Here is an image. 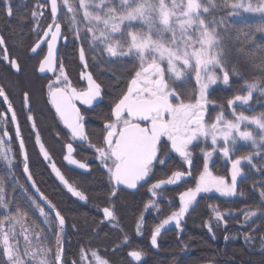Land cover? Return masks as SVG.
<instances>
[{
	"label": "snow or ice",
	"instance_id": "snow-or-ice-1",
	"mask_svg": "<svg viewBox=\"0 0 264 264\" xmlns=\"http://www.w3.org/2000/svg\"><path fill=\"white\" fill-rule=\"evenodd\" d=\"M47 3L50 5L51 22L29 51L37 53L41 44L46 42L47 51L39 61V71L50 72L55 76L47 85L49 103L73 140L88 141V146L95 151L96 160L107 170L114 185L134 189L141 181L147 182L153 173L154 162L165 163L159 157L162 138H166L171 151L179 154L188 164H191L190 146L203 141L207 148L210 141L211 150L203 151V169L196 177L195 187L181 192L178 210L173 211L152 230L153 248L158 247V237L165 225L174 222L177 229L181 228V221L197 200L198 194L214 190L223 197L235 196L238 177L243 175V162L260 170L254 163V158L264 159V112L250 116L244 111L237 112L236 105L237 102L249 105L254 93L264 96V56L260 57L258 65L253 61V65L260 69L259 77L251 81L244 80L239 89L246 94H238L227 100L230 113L222 110L214 121L209 122L205 109L209 87L218 83L220 74L222 73L224 84L227 85L230 81L231 74L225 67L229 47L234 43L241 46L251 43L253 38L251 30L233 29L225 23L223 16L216 17V11L228 10V16L259 14L261 23L256 27V32L264 33V0H78V4L75 0H47ZM62 10H66L65 18L75 29V39L88 38L93 48L104 45L103 51L111 58L135 56L138 61L126 90L112 104L110 114L104 120L99 144L91 143L86 133L84 117L75 101L92 105L93 101L101 97L102 85L91 73H82L81 79L87 81V87L77 90L71 85L63 63L59 64L57 73V41L62 35L59 14ZM4 12L8 17L13 15L11 0H4ZM32 16L35 19L43 16V12L33 11ZM81 23L84 24V37H81ZM137 24L140 27H136ZM5 44L4 37L0 35L3 60L8 62L11 69L20 71L18 59L9 57ZM79 58L87 67L83 46L79 49ZM193 76L191 94L185 98V93L180 88L183 82L191 81ZM0 98L6 105V109L0 111V119L5 125L0 129V159L11 167L12 149L6 147L4 139L9 137L7 125L10 114V123L15 126L16 137L24 155V172L28 180L32 181V187L40 192L29 172L17 113L2 86ZM23 101L25 107H28V92H24ZM229 115L232 118H228ZM27 120L33 122L35 130L30 108ZM238 142L250 143L254 151L232 158ZM36 143L44 158L49 159L39 134L36 135ZM66 148L67 155L64 159L69 164L80 169L89 167L87 163L73 158L72 143L67 144ZM216 153L230 163L231 183L210 170L209 160ZM51 167L72 196L81 201L87 200L86 195L72 186L55 164ZM185 175V172L174 171L167 179L153 183L148 191L155 197L158 189L176 184ZM115 195L116 191L113 189L110 196ZM260 197L264 206V191H261ZM40 199L48 203L55 214L54 221L59 225V231L54 232V252L48 235L54 224L49 219L50 214L31 196L27 197L28 208L17 204L14 197H9L4 181L0 180V264H64L61 232L65 218L43 193H40ZM150 206L155 205H146ZM29 209H36L49 228L30 224ZM102 212L106 220H115L114 207H103ZM214 215L218 221L224 219L219 211H214ZM244 216L248 221L256 217L257 212L246 211ZM140 228L141 224L138 223V232ZM251 238L250 235H245L246 240ZM124 241L127 243L128 238L125 237ZM127 255L132 261L139 262L144 253L131 250ZM91 257L95 264H110L96 251L91 252Z\"/></svg>",
	"mask_w": 264,
	"mask_h": 264
},
{
	"label": "trees",
	"instance_id": "trees-1",
	"mask_svg": "<svg viewBox=\"0 0 264 264\" xmlns=\"http://www.w3.org/2000/svg\"><path fill=\"white\" fill-rule=\"evenodd\" d=\"M34 1L44 6L39 8V12H43V16H41L43 19L46 15L45 3L47 0H30L31 3ZM11 3L22 4L26 2L24 0H11ZM3 4L4 0H0V6ZM15 14L16 12H13V15L8 17L4 10L1 11L0 24L2 22V25L0 27L12 23L15 20ZM12 31V28L3 29V35L8 51L11 56L18 59L22 71L20 74L12 72L8 63L0 59V86L6 89L11 98L23 94L24 91L28 92L34 106V117L37 119L38 115L40 116L37 110L43 106L44 101L43 92H40L41 80L37 75V71H35L39 60L37 56L34 58L28 56L29 48L33 44L31 35L20 42L17 37L22 30L18 28L13 34V37L16 38L10 43L6 34L10 35ZM254 40L255 46L260 47V56L254 57L255 61L259 62L260 57L264 55L262 33L259 32ZM103 55L107 59H111L110 61H117L109 57L104 51ZM2 109L3 105L0 101V110ZM38 122H40L39 118ZM40 127L36 126L35 131L39 133ZM42 127L44 129L43 125ZM43 132L45 133V130ZM13 156L15 158L13 167L16 169L14 176L19 179V185L21 184L22 188L17 189L12 180L7 178L4 169H1V161L0 180H3L7 186L9 197H14L16 203L22 199L20 202V205H22L26 196H31L33 199L35 197L31 189H28L23 177V161L19 156L14 154ZM27 157L30 173L37 188L47 197L48 201L55 205L66 220L67 236L64 240L65 254L63 259L65 264H95L91 257L92 251H96L102 258L107 259L110 264H264V206H262L260 197L261 191H264V182L259 185L254 184L251 181V176L244 175L241 178L239 187L245 185L247 190L245 201L261 208L258 209L260 217L255 227L260 245L258 248H253L245 242L244 232L239 226L225 228L224 231H218L216 235L209 230V227L202 228L197 224L205 208L206 203L204 201L209 198L208 196L217 194L213 191L204 193L198 198L199 201L203 200L202 206L199 205L192 212H188V215H185V218L181 221L180 229L171 227V229L163 231L159 235L158 247L153 248L148 245L146 237L137 236L135 224L139 215H142L145 203L150 201L156 205L154 210H149L154 215L163 207V204H161V200H152L150 195L146 193L145 188L140 189L136 194H121L120 201L118 200L115 203L116 223H103V217L96 207L91 208L88 205L80 204L75 198H71L64 188L60 187L58 181L51 174V168L48 167L47 160L39 149L37 151L34 147L31 148ZM171 170L172 168L167 170L169 174L172 173ZM177 191H171L170 201H172V206L167 214H171L175 206H179L177 204L179 202ZM234 197L236 195L229 197V199L224 198V201H232ZM95 200L98 205H106L105 201ZM24 208L26 207L24 206ZM45 211L49 213L46 209ZM162 215L163 212H160L156 216L160 218ZM149 217L146 213L142 220H149ZM49 218L55 223L51 215H49ZM34 219L37 220L33 213L29 211V223L36 225ZM48 235L54 252L56 247L55 235L51 232ZM125 237L128 238L127 243L124 241ZM131 250H139L144 253L141 261L133 262L129 259L127 253Z\"/></svg>",
	"mask_w": 264,
	"mask_h": 264
},
{
	"label": "flooded vegetation",
	"instance_id": "flooded-vegetation-1",
	"mask_svg": "<svg viewBox=\"0 0 264 264\" xmlns=\"http://www.w3.org/2000/svg\"><path fill=\"white\" fill-rule=\"evenodd\" d=\"M12 4V3H11ZM33 4L34 3H22V4H12L13 12L15 14V20L12 21L9 25L6 24L5 26L0 27V35H3V29L6 28H12L13 31L10 35H7V40L11 43L13 39L16 37H13L14 31H16L18 28L22 31L19 33L18 40L23 41L28 38L29 35L32 37V46L35 45V43L38 40L39 35L43 34V29L47 27V24L51 22V13H50V6H48V3L46 1L45 7H46V15L44 16L42 21H39L36 23V21L31 17L32 11H33ZM4 10V4L0 6V13ZM48 13V14H47ZM61 16V12L59 14ZM60 22L61 17H60ZM2 25V22L1 24ZM6 27V28H5ZM10 37V38H8ZM66 37V39H65ZM5 39V38H4ZM6 41V40H5ZM7 44V43H6ZM5 44V47L8 51V48ZM30 47V48H31ZM82 47L81 45L74 44L72 45V39L70 38V33L67 31L65 32V27H63L62 24V35L58 40V52H57V73L59 71V64L63 63L65 72L69 77V81L73 87H75L77 90H82L87 87V81L81 79L82 73H91L93 78L102 85V95L97 100L93 101L92 105H83L79 101H75L78 108L81 110V115L84 117V125L86 129V133L89 136V139L91 143L93 144H99L102 135H103V123L104 120L108 117L110 114L111 106L115 102L117 98L126 90L127 84L129 80L131 79L132 74L135 72V70L132 69V71L129 73V75H122L121 76H115L110 75L107 71H105L106 68H103L102 66L104 63L97 64L94 62L93 58L91 57L90 53L85 48V54H86V64L87 67H85V64L80 61L79 58V49ZM29 48V50H30ZM47 51V44L46 42L43 43V45L38 49L37 53H35L34 56H30V51L28 52L29 57H38V60L42 58V56ZM10 58H16L15 56H11L10 52L8 51ZM3 49L0 48V59H3ZM125 58L121 62L112 61V63H123L125 62H131L129 65L132 67L137 65L134 64L132 61V56ZM17 59V58H16ZM107 59V57H106ZM134 59V58H133ZM96 61V60H95ZM110 60L107 59V63ZM7 62V61H6ZM19 62V61H18ZM8 63V62H7ZM20 64V62H19ZM134 64V65H133ZM9 65V64H8ZM118 65V64H115ZM138 66V65H137ZM136 66V67H137ZM10 67V65H9ZM39 67V62L36 65V70ZM130 67V66H129ZM21 68V64H20ZM11 69V67H10ZM12 71V69H11ZM22 71V68L20 71H18L20 74ZM13 72V71H12ZM15 73V72H14ZM17 74V73H16ZM37 75L41 80V91L43 92L44 101L43 106L41 108H38V118L40 122H38V118L36 119L34 117V106L31 101L30 97V103L28 107H25L24 101H23V94L15 95L14 98H10V101L13 104V107L17 113L18 122L20 126V134L21 138L24 141V147L26 148L27 155L31 148H35L40 150L39 145L36 143V135L39 134L41 143H43L45 149L48 152L49 147V159L47 160L48 167L52 164H55L56 168L61 172L62 175L68 180V182L76 187L78 190L82 191L86 197V201H81L77 197L72 196L70 192H68L67 188L60 182V180L56 177L55 173L52 171L51 167V174L55 179L58 181L61 188H64V190L69 194L71 198H75L80 204L82 205H88L91 208H97L102 217H103V223H116V220H106L103 216L102 209L103 207H114L115 209V203L117 201H120L121 194H136L138 191L142 188H145L146 193L150 195V198L152 200H161V204H163V207L158 210L155 215L149 211L154 210L156 205L153 202L145 203L144 209L142 212V215H139L136 224V234L138 237L144 236L148 239V245L151 247V233L152 230L161 223L162 220L165 219V217L169 216L170 213L167 214V212L170 210L172 206V201H170V195L171 191H177V196L180 194V190L184 187L185 183L190 182L194 178V161L191 160V164L186 163L183 158L179 156V154L172 152L170 148V143L166 140V138H162V142L160 144V152L159 157L161 160H164V164H160L159 161L154 162L153 167V173L151 174V178L148 179V182L144 185H140L135 192H131L129 190H125L121 186L114 185L110 179L109 175L107 173V170L100 165V162L96 160L95 158V151L94 149L90 148L88 146V141H80V140H73L70 136V133L68 130L64 127L63 123L59 120V117L57 116L54 107L49 103V98L47 94V85L49 84L50 80H54L55 76L53 74H50L47 72V74L39 75L37 71ZM0 101H2V98H0ZM3 109L0 111H4L6 109V105L3 104ZM29 108L31 110V114L34 117V123L35 125L41 126L39 133L33 129V122H30L27 120V115L29 114ZM9 123L7 125L8 131H9V137L4 138L6 145L12 148L13 154L17 155L21 158L20 155L21 149L19 147L18 139L15 135L14 126L10 123V114H9ZM44 126V129L42 127ZM4 122L2 119H0V129L4 128ZM45 130V133L43 132ZM36 132V133H35ZM48 139V140H46ZM45 142H44V141ZM72 143L73 145V158L88 164L87 169H83L82 171L75 169L74 167L67 166L64 162V157L67 155V148L66 145ZM47 144V145H46ZM195 145V144H194ZM193 145V146H194ZM190 146V147H193ZM38 147V148H37ZM193 149V148H192ZM190 151V150H189ZM23 161V160H22ZM24 164V163H23ZM29 166V164H28ZM179 166V168H178ZM23 167V165H22ZM169 168H172L171 172L174 171H182L186 174H189V177L187 179H183L178 181L176 184L169 185L167 188H165V195L160 196L159 198L152 196V194L148 191L150 186L155 183L157 180L161 179H167L171 173L167 171ZM30 171V168H29ZM31 174V173H30ZM115 189L116 195L110 196V193L112 190ZM99 201H105L106 205H98L96 204V200ZM154 204L155 206L146 207V205ZM43 206V205H41ZM160 212H163V215L156 216L157 214H160ZM148 213L150 216L149 220H142L144 219V215ZM141 224L140 231H137V224ZM171 227H176L175 225H171L170 227H165L161 230V233L165 230L171 229ZM56 231H59V225L58 222H56ZM67 236V225L65 220V226L64 229L61 232V246H62V259H64V240ZM159 240V237H158ZM65 264V263H64ZM74 264V263H71Z\"/></svg>",
	"mask_w": 264,
	"mask_h": 264
},
{
	"label": "rangeland",
	"instance_id": "rangeland-1",
	"mask_svg": "<svg viewBox=\"0 0 264 264\" xmlns=\"http://www.w3.org/2000/svg\"><path fill=\"white\" fill-rule=\"evenodd\" d=\"M22 1V0H21ZM27 3H30V0H24ZM75 2L78 4V0H75ZM33 11H36L39 13V2L35 1L33 2ZM228 10H222L218 9L215 13L217 18H220L221 16L224 17L225 23L231 25L233 29H240L244 31L251 30L253 33L252 42L248 44H244L241 46L240 44L234 43L229 47V58L225 61V67L230 72V81L226 85L223 83L222 79V73L220 80L217 84L211 85L208 90V104L206 105L205 114L206 119L211 122L214 121L216 116L223 110L226 113H230L231 110L227 108V100L233 98L235 95L238 94H246V92L242 93L239 91V89L243 86L244 80L251 81L254 78H258L260 75V69L258 66L253 65V61H255V56H260V47L255 46L254 38L258 36L259 32H256V27L261 23L260 15L259 14H250V13H242L240 16H228L227 15ZM33 13V12H32ZM66 10L61 11V21L63 24V27H65V32L67 31L70 33V38L72 39V45L76 44L84 46L86 50L90 53L91 57L93 58L94 62L97 64L104 63L102 66L103 68H106L105 71H107L110 75L115 76H121L122 75H129V73L133 70H135L138 65V61L135 56H132V61L134 64H137L135 66L129 65L131 62H125V64L121 63L118 65H115L112 63V61H109L107 63L106 57L103 55V48L104 45H99L96 48H93L89 42L88 38H84L82 40L75 39V29L70 26L68 20L65 18ZM31 17L33 18L32 14ZM211 18V17H209ZM34 19V18H33ZM37 22L42 21V17L38 16L34 19ZM135 23V22H134ZM81 37H84V24L81 23ZM136 27H140V25H136ZM264 33H262V37ZM264 56V55H262ZM127 57H120V58H114L117 61L121 62ZM131 59V57H129ZM96 60V61H95ZM104 62H100V61ZM111 60V59H110ZM258 61H256V65H258ZM133 64V65H134ZM130 66V67H129ZM243 77V79L241 78ZM194 84V76L191 81H185L183 82V86L180 88L181 91L185 93V98H187L191 94L192 86ZM236 111H244L246 115H258L261 112H264V96H261L259 93H254L253 99L250 101L249 105H240L239 102H237L236 105ZM228 118H232L230 115ZM253 127V126H249ZM6 145V142H5ZM6 147H9L6 145ZM11 148V147H9ZM193 148V149H192ZM12 149V148H11ZM191 156L190 159L194 161V178L188 182L185 183L184 187L180 190L179 193L186 191L188 188H194L195 187V180L196 177L199 176L200 172L203 169L204 164V156L203 151L204 150H211L210 148V141L208 144V147H205V144L203 141L199 142L198 144H195L193 147L189 148ZM254 151L251 148L250 143L245 144L244 142H238L237 149L235 152V155L232 158H237L239 156H245L248 155L249 152ZM10 159L12 160V165L9 167L7 162L1 161V169H4V172L8 179H11L12 182L16 185L17 189H21L22 185H19V179L14 176L16 173V169L14 166L15 164V158L13 156V151L10 154ZM254 163L258 165L260 170L253 169L251 165L247 164V162H243L242 168H243V175L241 177H238L237 181V190H236V197L232 199V201H224V198L229 199V197H223L219 193L212 194L211 196H208L209 198L204 201L205 208L203 211V214L197 224L200 227H209L211 228V231L213 234L217 235V232L222 230L224 231L225 228L228 227H235L239 226L243 232H244V239L245 235H250L252 238L250 240H246V243H249L251 247L258 248L260 245L257 240V231H256V223L257 220L260 217V211L258 209H261L258 206H253L249 204L246 199L247 190L244 187H239V183L241 182V178L245 176H251V181L254 184H261L264 182V159H261L259 157L254 158ZM50 167V165H49ZM209 167L210 170L215 174L219 176H223L226 178V180L231 183V176H230V163L219 153L214 154L210 160H209ZM51 168V167H50ZM169 185L163 186L161 189H158V195L155 196L159 198L160 196L165 195V188H167ZM215 193V191L213 190ZM204 193H200L197 196V200L194 202L193 206L190 208V211L192 212L193 209L197 208L199 205L202 206L203 200H200L198 198L201 197V195ZM153 196V195H152ZM26 196L22 202V206L28 208L29 207V201L27 200ZM22 199H20V202ZM178 201H179V195H178ZM224 201V202H223ZM20 202H17V204H20ZM179 205V202H177ZM179 206H175L173 211L178 210ZM31 213L37 218L34 219L36 225H39L40 227L44 229H48L49 225L44 223V217L39 216V213L36 209H29ZM172 211V212H173ZM189 211V212H190ZM214 211H219L223 215L224 219L222 221H218L215 218ZM250 211H256L257 216L250 218L248 221L245 220V212ZM171 212V213H172ZM188 215V214H186ZM166 218V217H165ZM50 219V218H49ZM163 221V220H162ZM161 221V222H162ZM171 225H175L174 222L165 225V227H170ZM207 225V226H206ZM255 225V226H254ZM254 226V227H253ZM164 227V228H165ZM57 230L56 228V222L52 226L51 233L54 234V230ZM94 261V259L92 258ZM95 263V262H94Z\"/></svg>",
	"mask_w": 264,
	"mask_h": 264
},
{
	"label": "water",
	"instance_id": "water-1",
	"mask_svg": "<svg viewBox=\"0 0 264 264\" xmlns=\"http://www.w3.org/2000/svg\"><path fill=\"white\" fill-rule=\"evenodd\" d=\"M48 6H50V5H48ZM50 13H51V11H50ZM263 36H264V34H263ZM59 40V39H58ZM43 45V43L41 44V46ZM57 48H58V41H57ZM38 51V50H37ZM57 52H58V49H57ZM30 54V56H34L35 55V53H29ZM12 71L13 72H15V73H19V72H17L15 69H12ZM37 71H38V74L41 76V75H45V74H47V72H40L39 71V67L37 68ZM50 73V72H49ZM50 74H52V73H50ZM14 131H15V135H16V129H15V126H14ZM18 143H19V147H20V142H19V140H18ZM24 151H25V153H26V155H27V152H26V148L24 147ZM20 155H21V157H22V160H23V163L25 162L24 161V155L22 154V153H20ZM64 162H65V164L67 165V166H70V167H74L75 169H77V170H80V171H82L83 169H80V168H78L76 165H71V164H69L68 163V161H66L65 159H64ZM27 163H28V157H27ZM23 177H24V179H25V181H26V184H27V187H28V189H31V192H32V194H33V196L35 197V199H37L38 200V202L41 204V205H43V207L50 213V215L52 216V218L54 219V216H55V214H54V212H52V210L49 208V206H48V203L46 202V201H44V200H41L40 199V193H42L41 191L40 192H37L36 191V189H34L33 187H32V181H29L28 180V177H27V174H25V172H24V164H23ZM30 172V171H29ZM189 177V174H186L181 180H183V179H187ZM33 179V178H32ZM34 180V179H33ZM147 182H148V179H147ZM147 182H144V181H141L138 185H137V187L136 188H134V189H129V188H127V187H125L124 185H119V186H121L122 188H124L125 190H129V191H131V192H135L136 190H137V188L140 186V185H144L145 183H147ZM48 200V199H47ZM65 226V225H64ZM63 229H64V227H63ZM129 259H131L130 257H129ZM132 261V260H131ZM134 262V261H133Z\"/></svg>",
	"mask_w": 264,
	"mask_h": 264
}]
</instances>
